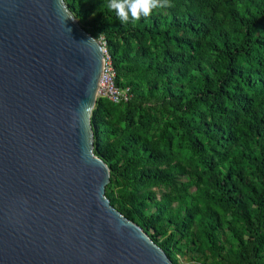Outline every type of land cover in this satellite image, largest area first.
<instances>
[{
    "label": "trees",
    "instance_id": "1",
    "mask_svg": "<svg viewBox=\"0 0 264 264\" xmlns=\"http://www.w3.org/2000/svg\"><path fill=\"white\" fill-rule=\"evenodd\" d=\"M63 2L130 93L90 116L110 206L171 264H264V0H168L128 23Z\"/></svg>",
    "mask_w": 264,
    "mask_h": 264
},
{
    "label": "water",
    "instance_id": "2",
    "mask_svg": "<svg viewBox=\"0 0 264 264\" xmlns=\"http://www.w3.org/2000/svg\"><path fill=\"white\" fill-rule=\"evenodd\" d=\"M102 59L63 0H0V264H171L105 198Z\"/></svg>",
    "mask_w": 264,
    "mask_h": 264
},
{
    "label": "built area",
    "instance_id": "3",
    "mask_svg": "<svg viewBox=\"0 0 264 264\" xmlns=\"http://www.w3.org/2000/svg\"><path fill=\"white\" fill-rule=\"evenodd\" d=\"M97 42L100 45L103 54V59L96 89V99L104 98L113 104L128 101L130 99L129 89L120 88L114 83V72L110 65L104 41L102 40V38H100L97 40Z\"/></svg>",
    "mask_w": 264,
    "mask_h": 264
},
{
    "label": "clouds",
    "instance_id": "4",
    "mask_svg": "<svg viewBox=\"0 0 264 264\" xmlns=\"http://www.w3.org/2000/svg\"><path fill=\"white\" fill-rule=\"evenodd\" d=\"M168 0H108V8L114 11L122 23L139 21L153 11L167 7Z\"/></svg>",
    "mask_w": 264,
    "mask_h": 264
},
{
    "label": "rangeland",
    "instance_id": "5",
    "mask_svg": "<svg viewBox=\"0 0 264 264\" xmlns=\"http://www.w3.org/2000/svg\"><path fill=\"white\" fill-rule=\"evenodd\" d=\"M179 261H180L181 263H183V264L187 263V262L189 261V257H188V255H186V256L180 258ZM191 264H193V263H191Z\"/></svg>",
    "mask_w": 264,
    "mask_h": 264
}]
</instances>
